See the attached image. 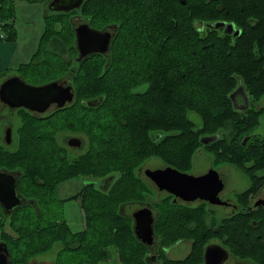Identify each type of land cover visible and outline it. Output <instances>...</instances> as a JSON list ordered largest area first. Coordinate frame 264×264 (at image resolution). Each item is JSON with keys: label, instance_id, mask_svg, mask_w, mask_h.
<instances>
[{"label": "trees", "instance_id": "1", "mask_svg": "<svg viewBox=\"0 0 264 264\" xmlns=\"http://www.w3.org/2000/svg\"><path fill=\"white\" fill-rule=\"evenodd\" d=\"M21 1L40 3L50 12L42 17L45 19L42 47L54 39V34H62L60 30L55 31L54 17L79 11L83 4L91 16L117 24L118 31L113 39L116 42L110 41L109 65H103L99 57L78 60L77 55L70 68L72 81L68 82L74 88V102L58 108L48 119L25 117L23 140L36 142H21L18 152L12 153L2 152L0 147V167L21 171L17 189L23 197L34 199L38 206V209L20 206L8 214L10 228L17 233V236L10 232L2 234L1 241L7 243L10 251L9 264H28L32 257L49 252L55 242L63 246L60 252L80 255L75 264L101 263L106 256L103 247L110 243L118 245L123 262L134 261L129 253L139 251V242L120 224L122 217L117 211L118 204L135 201L139 195L129 184V180H134L130 178L137 182L139 168L152 157L188 171L202 138L231 130L229 138L235 140L250 131L257 124L258 116L243 118L233 108L230 93L240 77L245 79L251 93L256 91V81L249 77L264 75V71L258 70L262 56L248 48L238 51L237 47H225L227 40L221 36H208L186 26L179 32L176 8L170 7L174 0H147L156 21L147 26L151 29L149 34L142 31L133 35L127 33V21L132 17L129 3L135 4L136 0H84L79 8L70 11L50 10L47 5L50 0ZM16 2L0 0L2 41H16ZM69 27L74 36L75 30ZM239 43L238 39L233 45ZM46 56L41 65L53 69L48 81L57 78L59 71H54L56 53ZM212 65H217L218 73L212 69L205 76L200 68ZM190 112L200 116V127L189 117ZM236 125H246L249 129ZM60 130L86 134L91 148L70 160L55 141V134ZM233 147L230 146L232 151ZM239 149L235 156H246L245 161H251L249 166L254 168L264 167V142L252 141L245 149L243 146ZM112 175L107 190L95 186V180ZM76 178L87 180L78 192L82 195L87 228L72 234L65 220L45 218V210L55 200L65 201L57 197L56 187ZM99 216L103 222H108L107 232L105 227L97 225ZM238 222L230 225V234L248 239L249 235L237 228ZM239 223L244 225L242 221ZM117 227H125L126 231L118 233ZM74 242L78 244L70 246ZM91 252V256L86 255Z\"/></svg>", "mask_w": 264, "mask_h": 264}, {"label": "flooded vegetation", "instance_id": "2", "mask_svg": "<svg viewBox=\"0 0 264 264\" xmlns=\"http://www.w3.org/2000/svg\"><path fill=\"white\" fill-rule=\"evenodd\" d=\"M85 3V1H84ZM83 4V3H82ZM84 5V4H83ZM82 5L83 13L81 17V21L78 25H88L91 29L99 30V31H109L111 33V41L116 36L118 31V25L113 23H106L104 26L99 27L98 25H94L92 23V17H90V13H87L84 10L85 5ZM148 8L145 10L147 13L149 12V3H147ZM174 7L176 8V23L178 24L179 32L184 30V26L190 29H196L201 34H211L215 36L224 37L227 40V43L224 44L225 47H237L236 50L239 51L241 48H248L255 50L258 55L262 56L260 60L258 70L263 73L264 71V0H174ZM146 13V14H147ZM132 14V13H130ZM132 18L135 17L132 14ZM148 15V14H147ZM98 17H96L97 19ZM77 25V26H78ZM239 39L240 43L237 45H233ZM112 54V49H110V45L106 51L101 52H92L85 57H99L106 58V64L109 65L110 58ZM7 70V69H6ZM250 73V71H249ZM19 76L20 72L14 73L11 76H8L2 80L3 82L8 79L9 77ZM24 80V78H22ZM61 79V78H59ZM249 79L251 81H256L255 88L256 91L251 93L248 88H246L245 79L240 77L238 79V84L234 90L230 93L231 103L233 108L239 113L244 116H248L251 118V115H257L258 121L257 124L263 121L264 123V75L259 76H250ZM56 79H54L55 81ZM28 84L32 85H40V83H32L24 80ZM53 80H49L50 82ZM46 83V82H43ZM42 83V84H43ZM1 85V84H0ZM57 106L56 104H52ZM51 105V106H52ZM0 106L2 108V131H0V138H2V150L4 151L5 145L10 146L14 142H17L18 149L20 148L21 142H36L30 140H23V131L26 128V119L25 117H31L33 120L36 119H48L50 116H37L38 112L34 110H29V108L20 106V107H12L8 103L4 102L0 99ZM16 108L17 111L20 113L17 114L18 119V129L14 130L11 123H7L3 120L5 117V110L9 108ZM50 108V107H49ZM54 108L53 110L56 112L58 110ZM48 110V108H47ZM53 112V111H52ZM50 112V114H54L55 112ZM247 120V117H245ZM236 127H240L242 129H249L246 125H236ZM251 131V130H250ZM249 130L244 133L242 138H238L232 140L229 138V135L224 136L223 132H218L215 134H211V136H217L216 139L212 141H208L207 143L203 142L204 144H208L210 146V166L208 167L207 171L202 173H209L210 171L214 175H219L222 181L218 184V198H215V195H212L213 198L210 199H201L197 198L192 201L184 200L177 195L165 190L168 192L167 196L174 197V201L178 202V204H171L174 205L176 208L172 209L174 213H177V219H179L180 224L186 225L189 230L191 231V235H176L172 236L175 238L171 241L166 234V231L163 226H165L164 220L168 219V214L166 213L165 219L162 221V224L157 223V216H156V209L153 206L143 205L138 209H131V211L124 210L125 214L121 211L122 207L125 205L130 204H122L120 205V212L119 215L122 217V222L127 220L128 218L131 219V223H134V231L135 236L136 233V213H138L142 208L149 207L153 214V241L145 242L139 236L137 238L140 240L141 243L147 245L148 247L146 250L142 251H135L131 253V259L134 261L133 264H248L246 260V246H247V239L245 237H237L235 235H231L230 232V222L233 219H237L238 221L241 220L244 222L243 231L249 235L250 245L252 246L254 252L257 256V259L254 260L255 264H264V233L258 232L257 235H253L250 231H257L262 228L264 231V167L258 168V170L248 173L245 176L247 180L246 186H244L240 190H235L233 194H226L225 189L228 185L229 178L227 171V166L239 168L237 165H232V158L236 151H240V146H243L244 149L248 146L249 142H264V136H260L257 138V133L249 134ZM16 134V138L13 137ZM75 137H78L74 135ZM80 138V137H78ZM81 139V138H80ZM82 140V139H81ZM221 140H226V142H220ZM67 140V144L70 147L79 148L83 145L81 142L80 146L71 145ZM233 145V151L231 150L230 146ZM18 149L14 152H18ZM67 155L68 151L66 148H62ZM243 149V150H244ZM6 152H11L5 150ZM232 152V153H231ZM12 153V152H11ZM233 155H231V154ZM78 155L77 157H79ZM75 157V158H77ZM242 160L247 159L246 156H239ZM74 159V158H73ZM239 160V161H242ZM247 162V161H245ZM168 165H165V167ZM145 166H141L138 171L140 173L145 174ZM157 169V168H153ZM2 171H9L14 173L16 176V185L18 188V181L19 175L21 171L17 168L8 169L6 166H2ZM201 174V175H202ZM146 175V174H145ZM147 176V175H146ZM214 177V176H213ZM234 181L236 187H241L244 185V181L242 177L239 175H235ZM217 177H214V179ZM108 178L105 179H98L95 180L96 185H100V189H106L110 187V182H107ZM150 179V177H149ZM95 185V186H96ZM16 188V189H17ZM19 194L22 196L23 193L17 189ZM71 198H82V195H78L74 193L71 196L66 197V199ZM20 206H28L30 205L34 209H38V206L34 199L23 197L22 196ZM65 199V200H66ZM78 200V199H77ZM177 200V201H176ZM134 202V201H133ZM201 202L207 203L208 211H210L209 222L207 227H200V223L198 221L193 220L196 216L195 210L201 205ZM81 203L83 206V200L81 199ZM197 205H194V204ZM191 204L189 207L186 205ZM19 206V207H20ZM190 208V209H189ZM5 206L0 203V210L5 211ZM124 214V215H123ZM190 214V217H188ZM1 216V215H0ZM85 217V224H83V230L87 228V221H86V214ZM211 217V218H210ZM189 219L188 223H184V220ZM221 220L219 226L216 224ZM128 221V220H127ZM234 221V220H233ZM212 225V226H211ZM217 226V227H216ZM261 226L260 229H258ZM1 227H2V216H1ZM0 227V229H1ZM162 228L164 234L157 233ZM200 231L201 234L193 233ZM82 230V231H83ZM118 233H123L126 231L125 227L116 228ZM196 230V231H195ZM81 232V231H80ZM213 232L214 234L212 235ZM78 233V232H76ZM72 234H75L72 232ZM204 234V235H202ZM253 238V239H252ZM254 239H256L254 241ZM2 240V229H1V239ZM78 242L72 243L70 246L76 245ZM58 244L55 242L52 247ZM254 244V246H253ZM261 244V245H260ZM110 246H115L114 249L105 250V258L101 261H105V263L111 264H121L122 262V252L119 249L118 245L111 244ZM51 249L53 250V248ZM106 248V246H104ZM50 249V250H51ZM98 250L101 249V246L97 248ZM96 251L101 253L100 251ZM139 252V253H138ZM250 252V255L251 253ZM259 253V254H258ZM258 254V255H257ZM60 253L55 251V255L53 256L54 259H58L60 257ZM86 255H92L86 254ZM130 255V254H129ZM107 258V259H106ZM54 263V262H53ZM56 264V263H55Z\"/></svg>", "mask_w": 264, "mask_h": 264}, {"label": "rangeland", "instance_id": "3", "mask_svg": "<svg viewBox=\"0 0 264 264\" xmlns=\"http://www.w3.org/2000/svg\"><path fill=\"white\" fill-rule=\"evenodd\" d=\"M134 3L135 4L129 3V8L131 10V13L134 14L135 17L133 18L131 17V19L129 18V20L127 21V28L129 30V32L127 30V33L128 35L130 33L131 35H133L135 33H140L144 31V33L149 34L151 32V29L148 28L147 26L151 25V23H154V21H156L153 19L152 14H150L151 13L150 6H149V12L147 13L145 11L148 8L147 3L149 2L147 0H138V1L136 0ZM15 7H16L15 23H16V29H17L16 31L17 38L15 41L16 48H15V53L12 54L10 58V63L8 64L9 69L8 68L0 69V84L2 83V80L4 78L11 76L14 73L16 74L18 72H20V75L22 76V78H24V80L28 82H32V83L41 82V84L43 82H47V79H49L52 76L53 69L47 68V66L41 65V64L43 62V59L44 60L47 59V58L45 59V57H47L46 55H49L53 52L56 53V56H55L56 57V65H55L56 68H54V71H59V75L55 79H59V78L67 79V83L72 81L71 80L72 73H70V68L75 64V59L78 57L77 55H79V51H78L77 43H76V32L74 31L75 35L73 36L69 31L70 29L69 26L73 28L72 30H74L77 27V25L81 21L80 16H82L83 9L81 8L79 11H74V12L72 11V12L66 13L65 16L63 15L59 17H54L56 19V22H54L55 31L57 32L58 30H60L62 31V34H59V35L57 33L54 34V39L52 40L49 39L50 41L45 43L46 45L42 47L41 36L43 33L42 30L45 26V19L42 17L44 13L45 15H47L50 12L48 10H45L44 7L40 5V3H28L25 1H21V0H17ZM170 7H174V5L170 3ZM155 9L157 11H160L157 7H155ZM84 10L87 11V7H85ZM132 14L130 15L133 16ZM66 20H68L67 23H65ZM92 23L94 25H98L99 27H102L106 23H109V22H106L100 19L99 17L96 19V16H95V17H92ZM1 27H2V24L0 23V28ZM112 46L113 44L111 45V48ZM75 48H77V51H75ZM46 50H48L47 53H46ZM91 59L93 60L95 58H91ZM105 62H106V58L103 57V60H102L103 65ZM193 64L196 65L197 61L194 60ZM207 65H210V64H207ZM200 69H203V73L205 76L208 73V70H212V69L214 72L217 71L216 73H218L217 65L215 66L212 65L211 67H207V68L201 67ZM199 72L201 71L199 70ZM41 73H44V74L41 76L40 75ZM74 100H75V95H74ZM113 101H116V100H113ZM69 104L71 103L66 104V107L69 106ZM57 107L58 106L55 107V105H52L45 112L38 113L37 116H49L51 115L50 112L52 111L55 112L53 109L54 108L56 109ZM17 109L11 108V107L9 109H6L5 117L3 118V120L6 122L5 124L7 125V123H11L14 130H17L18 125H19L17 114L20 113V111H17ZM189 117H191V119L194 121V123L196 124V127L198 126L200 127L201 125L200 116H198L195 112H190ZM0 131H2V108L1 106H0ZM230 132L231 130L230 131L227 130L226 132H224V136L230 135ZM254 133H257L256 135L258 136L259 135L264 136L263 121L260 123V125L252 126V129L249 132V134H254ZM74 135L82 139L83 145L80 146L79 148L70 147L67 144V140ZM243 135L244 133L240 136V138H242ZM15 136L16 134L13 137ZM55 141L58 145V148L62 147V148L67 149L68 157L70 158V160L77 157L78 155H82V154L84 155L85 153L89 151V149L91 148L90 146H92L86 134H82V132L73 131V130L58 131L57 134H55ZM251 143L252 142H249L248 145H251ZM0 147H2V138H0ZM5 148H6L5 150L14 152L18 149V144L17 142H14L10 146L5 145ZM210 154H211L210 146L208 144H204L203 142H201L200 145L197 147L193 155L191 165L188 168V171L186 172H189L193 175H201L202 173L206 172L208 167L210 166V159H211ZM233 156L234 158L231 159L232 160L231 164L235 166L237 165L239 168H235L231 166L226 167L227 168L226 172L229 174L228 175L229 182L225 189L226 194L228 193L233 194L235 190L242 189L247 184V180L245 179L244 175L258 170V168H254V166L253 167L249 166L251 161L245 162V160H242L241 158H239V156H235V155ZM239 160H242V161H239ZM165 165H168V164L159 157H152L148 161H146L144 164L145 168H150V169L164 168ZM0 170H2V167H0ZM235 175H239L240 177H242L244 181L243 186L241 187L235 186V181L233 180L234 179L233 176ZM130 179H134V180H129L130 182L129 184H132L137 190V192H139V195H138L139 198L137 197L135 201L132 200V201L123 202V203L118 204L117 205L118 212H120L119 207L122 204L134 203V204H131L130 207L129 205H125L124 207H122L121 211L124 214H125L124 210L131 211V209L133 208L138 209L139 207H142L143 205H148V206L151 205L155 207L156 209V216H157L156 222L157 223L162 224V221L166 217V213L168 214V219L163 221L165 223V226L163 227L171 241L176 239L177 237L176 235H187V236L191 235V231L193 230L190 231L189 230L190 228L186 226L187 225L186 223L189 222L188 221L189 219L184 220V223L186 225L184 224L179 225L180 221L179 219H177V213H174V211H172V209L176 207L171 204H178V202L181 203L180 200H178V202H175L173 200L174 197H172L171 195L167 196L168 192H166L165 190H160L158 186L154 183V181L151 178L149 179V176H146L144 173L142 174L140 173V176L138 177L137 182L135 178H130ZM86 182H87L86 179L76 178V179H72V180L59 184V186L56 187L57 197H59L60 199H66V197L79 192L82 189V187L85 186ZM96 186L98 188L100 187V185H96ZM108 188L109 187H107L105 190H107ZM77 199L71 198V199H66L65 201L55 200L54 202L50 204V207L45 210V214H46L45 218L49 219V217H55L52 219L58 220L61 222L65 220L66 224H68L67 226H69L72 232L76 233V232L82 231L83 226H84L83 224H85L84 215L86 213H85L84 207L82 206L81 199L80 198H77ZM190 205L191 204H188L186 206L189 207ZM194 205H197V204H194ZM206 206H207V203L201 202V205L195 210L196 216L193 220L198 221L200 223L201 228L204 226L207 227V224L209 222L208 215L210 216V211H208V207ZM0 215L2 216V227H1V216H0V227L2 229V234L3 233L8 234L10 232V234H12L13 236H17V233L12 228H10L11 227L10 217L5 213L4 210H2V212L0 210ZM188 217H190V214H188ZM127 220H124L123 222L121 221L120 224H122L123 226H126L131 232V234H133L132 236L134 237V239L139 242V248H138L139 251L146 250L148 246L141 243L140 240L137 238V236H135V232H133L134 223H131L132 221L130 218H128ZM233 220L230 222V225L235 224L234 222H238L237 219H233ZM240 221L241 220H239V222ZM96 222L98 223L97 225H99V227H102V228L105 227L104 231L107 232L108 230L107 221L103 222L99 216ZM220 222L221 220L216 222V224L219 226ZM239 222L237 223L238 225L237 228L243 229L244 225H242ZM260 228L261 226L258 229ZM1 229H0V239H1ZM230 230H231V227H230ZM250 232L255 236L257 235L258 232L264 233V231H262V228L254 232L253 231H250ZM157 233L159 234V236H161L160 234H164V232L162 231V228H160L159 231L157 229ZM193 233L201 234L199 230ZM211 233L212 235L214 234L213 232ZM172 236H176V237L172 238ZM235 236L242 237L240 234H236ZM246 241H247L246 243L247 252L243 256H246V260L248 261V264H255L254 260L257 259V256L254 252H252L251 250H248V249H251L252 246L249 244L250 243L249 239H247ZM77 244L78 243H76V245ZM111 244H114V243H110L106 245V248L105 247L103 248H105V250L107 249L110 250L112 248L114 249L115 246L108 247ZM53 247H52L53 250L51 249L49 250V252L39 254L29 259L28 264H35V263L55 264L56 262L57 264H61L62 262H65L64 264H75L77 259H79L80 257V255L76 252H73L70 254L65 253V252L64 253L60 252L61 247L63 248V246H61V244L59 243L55 244ZM99 247L100 245L97 246V248ZM55 251L59 252L61 256L63 253L64 258H61L60 256L59 260L57 258L54 259L53 256L55 255ZM133 252H130L129 254L131 255V253ZM250 252H252L251 255H250ZM262 253L264 252L262 251ZM105 261L106 260L101 261V263L99 264H109V263H105ZM121 264H133V262L132 261L131 262L122 261Z\"/></svg>", "mask_w": 264, "mask_h": 264}, {"label": "water", "instance_id": "4", "mask_svg": "<svg viewBox=\"0 0 264 264\" xmlns=\"http://www.w3.org/2000/svg\"><path fill=\"white\" fill-rule=\"evenodd\" d=\"M84 0H51L48 8L53 11H70L79 8ZM76 43L79 51L78 60L92 52L106 51L111 40L109 31L91 29L88 25H78L75 29ZM74 88L65 79H56L40 85L26 83L19 76L6 79L0 85V99L12 107L24 106L29 110L45 112L52 104L63 107L68 101L74 98ZM217 136H206L202 142L207 143L216 139ZM71 145L80 146L82 140L72 136L68 141ZM210 171L202 175H193L173 166H166L157 169H145L149 176L160 190L167 191L178 197L192 201L197 198L210 199L218 198V189L222 179ZM216 173V172H215ZM18 176V175H16ZM16 176L9 171L0 170V203L5 206V213L8 215L19 207L22 196L19 194L16 185ZM217 177L214 179V177ZM113 175L107 179L111 183ZM219 184V187H218ZM136 213V233L143 241H153V214L149 207L139 209ZM10 251L5 241H0V264H9ZM42 264V263H35Z\"/></svg>", "mask_w": 264, "mask_h": 264}, {"label": "crops", "instance_id": "5", "mask_svg": "<svg viewBox=\"0 0 264 264\" xmlns=\"http://www.w3.org/2000/svg\"><path fill=\"white\" fill-rule=\"evenodd\" d=\"M15 43L16 42H7L0 40V69H9L8 64L10 63V58L12 54L15 53Z\"/></svg>", "mask_w": 264, "mask_h": 264}, {"label": "bare ground", "instance_id": "6", "mask_svg": "<svg viewBox=\"0 0 264 264\" xmlns=\"http://www.w3.org/2000/svg\"><path fill=\"white\" fill-rule=\"evenodd\" d=\"M50 2H51V0H50ZM50 2H49V3H50ZM49 3H48L47 5H49ZM1 30H2V28H1ZM110 41H111V40H110ZM110 41H109V42H110ZM110 44H111V42L109 43V45H110ZM84 57H85V56H84ZM72 100H73V99H72ZM69 102H71V101H68L67 103H69ZM67 103H66V104H67ZM66 104H65V106H66ZM63 107H64V106H63ZM61 108H62V107H61ZM204 138H205V137H204Z\"/></svg>", "mask_w": 264, "mask_h": 264}]
</instances>
